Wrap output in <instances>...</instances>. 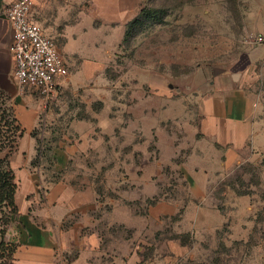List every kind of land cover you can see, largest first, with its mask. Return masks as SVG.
I'll return each instance as SVG.
<instances>
[{
    "label": "rangeland",
    "instance_id": "374dc122",
    "mask_svg": "<svg viewBox=\"0 0 264 264\" xmlns=\"http://www.w3.org/2000/svg\"><path fill=\"white\" fill-rule=\"evenodd\" d=\"M256 2L140 0L154 16L130 26L117 45L118 33L102 35L98 23L87 39L69 43L77 56H65L66 84L48 98L33 88L19 90L7 61L1 99L22 128L21 109L37 108L35 126L23 128L13 151L23 149L12 164L17 189L21 180L33 184L28 200L44 196L47 185L61 178L76 189L94 187L98 264H264V172L245 165L212 192L219 208L237 192L261 200L255 220L263 224L238 238L228 223L211 234L202 228V203L193 201L181 171L208 80L241 66L252 46L248 15ZM74 117L81 138L71 134ZM64 142L82 147L65 168L51 156ZM34 209L31 202L28 211ZM22 221L18 207L16 213L0 208L7 241L18 243Z\"/></svg>",
    "mask_w": 264,
    "mask_h": 264
},
{
    "label": "crops",
    "instance_id": "0c3cea01",
    "mask_svg": "<svg viewBox=\"0 0 264 264\" xmlns=\"http://www.w3.org/2000/svg\"><path fill=\"white\" fill-rule=\"evenodd\" d=\"M10 1L3 0L0 8L2 88L1 79L6 77L9 59L14 69L8 51L11 29L8 20L2 16L4 5ZM140 7V0H33L30 19L55 42L68 67L66 57L77 56L69 46L72 40L77 36L87 39L98 23L103 28L102 35L118 33L113 38L117 45L126 24L138 14ZM248 21L253 34L264 32V0H257ZM12 77L14 80V70ZM65 80L67 77L61 84ZM29 101L34 100L29 98ZM198 103L193 131L195 138L191 153L181 164V171L192 188L193 201L200 199L202 203V228L211 234L228 223L233 234L242 238L252 231L253 226L262 223L255 220L261 200L255 199L254 193L237 192L231 198L226 195L222 203L224 208L222 205L219 208L214 205L212 192L231 171L245 165L259 174L264 172V47L251 46L241 66L213 74ZM36 114L35 105L21 109V123L25 130L35 126ZM71 119L74 126L70 129L71 134L81 138L83 133L77 128L78 119ZM81 149L74 145L56 146L51 156L56 165L65 168L69 161L74 163V156ZM20 150L19 153L12 152L9 157L12 168L13 162L18 163V154L23 152ZM74 184L66 178L58 179L47 185L44 196L35 193L27 200V194L35 188L28 181L21 180L15 202L23 221L19 224L14 264H98L101 248L99 233L95 229L96 190L91 186L76 189ZM31 202L35 205L34 211H28Z\"/></svg>",
    "mask_w": 264,
    "mask_h": 264
},
{
    "label": "built area",
    "instance_id": "2783aa9c",
    "mask_svg": "<svg viewBox=\"0 0 264 264\" xmlns=\"http://www.w3.org/2000/svg\"><path fill=\"white\" fill-rule=\"evenodd\" d=\"M32 7L33 0H11L4 5L3 15L11 29L8 51L14 61L17 88H33L48 98L67 77L68 67L55 42L30 19ZM249 43L264 47V32L254 34Z\"/></svg>",
    "mask_w": 264,
    "mask_h": 264
},
{
    "label": "trees",
    "instance_id": "16d2710c",
    "mask_svg": "<svg viewBox=\"0 0 264 264\" xmlns=\"http://www.w3.org/2000/svg\"><path fill=\"white\" fill-rule=\"evenodd\" d=\"M144 7H140L138 14L126 24L124 36L128 35L130 26L140 24L142 18H152ZM0 89H2L0 87ZM1 93V92H0ZM23 128L13 111L1 99L0 94V208L8 206L13 212H17L15 194L17 183L15 171L11 167L9 157L16 148L17 139L22 136ZM6 153L3 155L2 153ZM16 243H11L4 238V230L0 229V264H14Z\"/></svg>",
    "mask_w": 264,
    "mask_h": 264
},
{
    "label": "water",
    "instance_id": "95a60500",
    "mask_svg": "<svg viewBox=\"0 0 264 264\" xmlns=\"http://www.w3.org/2000/svg\"><path fill=\"white\" fill-rule=\"evenodd\" d=\"M1 4H2V0H0V8H1ZM1 16V15H0ZM2 16H4V15H2Z\"/></svg>",
    "mask_w": 264,
    "mask_h": 264
}]
</instances>
